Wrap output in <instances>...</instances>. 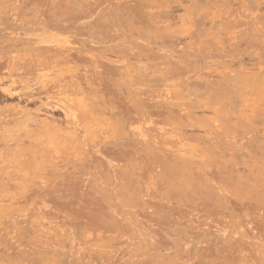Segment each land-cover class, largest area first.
Masks as SVG:
<instances>
[{"label": "rangeland", "instance_id": "obj_1", "mask_svg": "<svg viewBox=\"0 0 264 264\" xmlns=\"http://www.w3.org/2000/svg\"><path fill=\"white\" fill-rule=\"evenodd\" d=\"M0 264H264V0H0Z\"/></svg>", "mask_w": 264, "mask_h": 264}]
</instances>
